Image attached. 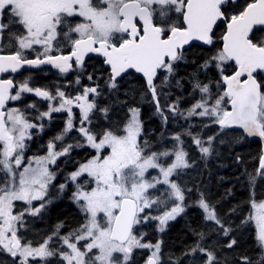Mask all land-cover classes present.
I'll return each instance as SVG.
<instances>
[{"label": "snow or ice", "instance_id": "snow-or-ice-1", "mask_svg": "<svg viewBox=\"0 0 264 264\" xmlns=\"http://www.w3.org/2000/svg\"><path fill=\"white\" fill-rule=\"evenodd\" d=\"M193 42L215 53L177 78ZM5 46L15 51L0 54V73L50 65L61 78L75 75L55 84V92L31 85L30 76L18 85L0 79V264H135V250L146 252L145 264H264V200L255 198L264 185V0H0V49ZM90 54L102 57L98 71L88 72ZM133 74L143 78L141 100L160 122L158 146L145 135L141 109L120 96L121 81ZM186 84L193 102L183 107ZM70 86L75 95L66 91ZM173 89L180 94L170 100ZM24 94L46 101L47 110L37 101L9 106ZM28 109L37 113L32 119ZM61 112L65 127L47 141L46 154L26 157L28 142L46 127L42 121ZM170 125L180 130L169 132ZM209 128L214 132L205 139ZM73 132L79 135L66 143ZM251 138L261 144L259 164L237 180L249 189L252 212L234 227L237 209L221 215L201 190L197 170L219 155V145ZM78 148L94 152L67 174L58 195L74 186L70 199L84 222L66 235L61 223L42 242L25 241L26 217H39L52 204L58 161ZM192 192L197 198L188 202ZM189 207L202 211V223L187 226L193 241L179 253L165 252L162 238L145 240V225L156 221L155 230L164 233ZM252 222L256 251L248 254L237 236Z\"/></svg>", "mask_w": 264, "mask_h": 264}, {"label": "trees", "instance_id": "trees-1", "mask_svg": "<svg viewBox=\"0 0 264 264\" xmlns=\"http://www.w3.org/2000/svg\"><path fill=\"white\" fill-rule=\"evenodd\" d=\"M241 2H243V0H241ZM224 31H225V26L223 25V23H220L216 30L217 44L221 43L219 37L223 34ZM208 52H209L208 49L202 47H193L188 49L185 53L187 54V57L190 59V62L188 65H186V68H190L191 67L190 65L193 64V61L199 62L204 56L207 55ZM99 60L100 59H96V58L88 60L87 61L88 68L90 69L95 68L98 70L100 67H103V65L97 63V61ZM44 74L45 73H41V72L37 73L39 78L38 80H36L37 86H45L47 84L48 76L50 74H52L50 80L53 85L62 81L61 80L62 78L58 73L55 72L47 73L48 76H45ZM40 78H43L45 81H42L41 83ZM73 79H74V75H69L67 76L66 81H72ZM120 90H121L120 93L122 99H127L129 104L138 106L141 109V119L144 122L145 135L152 140L154 145L158 146L157 137L159 136L160 122L158 119H156L153 116V106L141 100L140 93L144 90L143 81L133 74L132 77H129L124 81H121ZM126 92L128 93L127 96H125ZM149 99H150V94H149ZM100 103L101 105H103L106 102L100 101ZM117 114L120 120H123L124 116L127 114V108H123L122 110L118 109ZM54 117L59 118L57 115ZM115 118L116 117L114 116V119ZM101 123H103V121H101ZM63 127L64 124H62V120L58 123H53L51 127L52 129L48 131L45 135H43L42 139H40L39 141L35 140L33 142L29 150L26 152L27 157L32 156L34 154L43 155L46 152L44 146H46L47 140L51 138V136H55L57 133H59V131L63 129ZM38 146H43V147L38 148ZM74 155H76V153ZM237 155L242 157V161H243L242 163L236 162ZM259 155H260V144L255 142L248 143V148L245 151L243 152L238 151L237 153H235V155H233L232 159L228 160V165H230L229 168L226 169V167H223L220 169L221 171H218L216 173V176L219 177H215L213 179L215 186H212V191L209 190V193L211 194V196L214 197V200L216 199V203L219 204L218 206L221 208V210L228 211L234 207L237 210L243 208L242 211H244L245 208L247 209L250 192L248 187L246 186V183L242 182L243 178L241 179V181H238L237 177H240L241 174L245 171V169H247L250 172L251 171L250 169L255 168L258 163ZM67 159L69 160V163L75 160L73 156L70 157V159L69 158ZM228 189H231L232 193L230 196H227V198H224ZM255 195L257 200H261L264 198V191L258 194L255 193ZM78 210L79 209L75 206V204L69 201L68 198L64 197L51 208L49 215L47 216V218L44 219V223H46L47 226L49 225V227L57 226L58 224L61 223H63L64 226L74 224L72 226L73 228L79 224ZM190 221L193 222L191 223L193 228L198 227L197 226L198 219L196 217L194 216H192V218L190 217ZM178 226L179 225H174L169 229L166 240L168 241L167 245L169 246V248L175 251L176 253L180 252L185 245L191 243V235H190L191 233H189L188 228L180 229ZM180 235L182 236L185 235V236L180 237ZM239 241H240L241 252L247 251L248 254L255 253L256 249L254 248V240H252V235L251 236L248 235V238L245 239V241H241V240Z\"/></svg>", "mask_w": 264, "mask_h": 264}, {"label": "rangeland", "instance_id": "rangeland-1", "mask_svg": "<svg viewBox=\"0 0 264 264\" xmlns=\"http://www.w3.org/2000/svg\"><path fill=\"white\" fill-rule=\"evenodd\" d=\"M206 49H208V47L206 48ZM209 50V49H208ZM208 53H210L209 54V56L210 55H212V54H214L215 53V49H212V50H209V52ZM207 53V54H208ZM203 60L204 59H201V61L199 62V63H202L203 62ZM199 63H193V64H191L190 66H191V70H188V69H186L185 67H183V65H182V68H184L183 70H182V72L181 73H179L178 74V77L177 78H180V77H187V75L190 73V72H192L196 67H197V65L199 64ZM215 76V69H213L210 73H209V77L211 78V77H214ZM67 78V77H66ZM66 78H62L61 80V82H59V84H63V83H66L67 81H66ZM202 78H203V74H202ZM84 81H86V82H84ZM82 83L83 84H88L89 83V81L87 80V78L85 77L84 79H83V81H82ZM103 83V81H101V84ZM185 83H186V81H185ZM53 92H55V88L54 89H51ZM66 91L67 92H69V93H71L72 95H75V89L73 88V87H68L67 89H66ZM173 91V93H174V95L173 96H171L169 99L170 100H174L175 98H176V95H179L180 93H179V91L177 90V89H173L172 90ZM187 91H188V86H187V84H186V87H185V92H184V95H185V97H186V99L182 102V106L183 107H187L190 103H192L193 101L191 100V98H187ZM120 92H121V90H120ZM34 96V95H33ZM120 96H121V93H120ZM35 97V96H34ZM33 97V99L31 100V101H37L38 102V105H39V107H40V110H42V111H46L47 110V102L46 101H38V97L37 98H34ZM122 98V97H121ZM101 101H103V102H108L107 100H105V99H101ZM24 108V107H23ZM75 111V113L77 114V113H79V110L78 109H75L74 110ZM28 112H30L31 113V109H28ZM59 117V118H56V117H54V116H56V115ZM60 114H63V115H60ZM54 115V116H53ZM66 116H67V113H65V112H61V113H52V118H51V120H49V119H47V118H45L43 121H42V123L46 126L45 128H44V130H43V132H39L38 133V135H36V137H37V141H39L40 140V138L43 136V135H45V133L47 132V131H50L51 130V124L52 123H58V122H60L61 120H64L65 121V118H66ZM77 116V115H76ZM34 116L32 115V116H30V119H32ZM77 119H78V116H77ZM33 122H35V123H41V121H33ZM65 123V122H64ZM181 124H183V121H181ZM65 127V126H64ZM63 127V128H64ZM176 128V129H175ZM180 129H179V127L177 128V127H174L173 125H170L169 126V132H171V131H179ZM33 133H37L38 132V129H32L31 130ZM61 131V130H60ZM59 131V132H60ZM194 131H199V129H195ZM213 132H214V128H209V129H204V136H205V139L207 138V136L208 135H212L213 134ZM44 133V134H43ZM42 134V135H41ZM79 134L78 133H75V132H73V133H71L70 135H69V137L68 138H66V143H72V142H74V141H72L71 140V137L72 136H78ZM82 139V138H81ZM185 139H187V137H185ZM248 141H243V142H241V143H238V144H234V145H232L231 147H229L227 144H224V145H219V155L218 156H216L214 159H212V160H210L209 161V163H208V166L205 168V167H203V165H201V167H200V169H198L197 171H199L200 173H202L200 176H199V180H201L202 181V184H201V190L202 191H204L205 192V194H206V196H207V198H209L210 196H211V194L209 193V191L208 190H210V191H212V186H215L214 185V178L215 177H219V176H216V173L218 172V171H221L220 169L221 168H223V167H226V169L227 168H229V166L230 165H228V160L229 159H232V157H233V155H235V153H237L238 151H245L247 148H248ZM38 148H41V146H38ZM189 150L190 151H192V154L194 155V156H198L199 154L198 153H196L195 151H194V146H190L189 145ZM46 152H47V149H46ZM76 153V155H74V153ZM72 153H71V157L73 156V158H75V160L74 161H71L70 163H69V160L67 159V157H61L60 158V160L58 161V164H59V166H60V171H59V173H58V175H57V178L53 181V184L55 185V187H53L52 189H51V197L53 198V202H52V204L51 205H49L48 207H47V209H45L43 212H42V214H41V216H43V214H46V213H48V211H49V209L51 208V207H53L54 205H56L62 198H64V197H67L70 201H71V199H70V197H71V195H72V191L74 190V186L71 184V183H69V186H68V188L66 189V191L62 194V195H58V186L61 184V183H64L65 182V177L67 176V174L69 173V172H71V171H74L75 170V168L78 166V163L79 162H84L85 160H87V159H89L90 157H91V155L93 154V152H94V150H92V149H90V148H78V149H75L74 151H73ZM44 154H46V153H44ZM43 154V155H44ZM25 155H26V157H27V153H25ZM65 161H67V162H65ZM256 168V167H255ZM255 168H252V169H250L251 171H253ZM151 171H153V172H155V170H151ZM191 171V170H190ZM248 171V170H247ZM250 171V172H251ZM204 175V176H203ZM189 180L191 181V177H189ZM160 187H163V186H160ZM207 188V189H206ZM258 192H260V191H262V190H264V185H260L257 189H256ZM255 190V191H256ZM208 193V194H207ZM196 198H197V193L196 192H192V193H190L189 195H188V202H192V201H194V200H196ZM264 200V199H263ZM14 203H16L18 206H20L21 205V202H14ZM35 204H38L39 202H34ZM214 203H216V199H215V201H214ZM217 204V203H216ZM219 204H217V209H218V211H219V213L221 214V215H224L225 214V212H228L227 210L226 211H223V210H221V208L218 206ZM19 210V207L18 208H16V209H14V212L15 211H18ZM197 210H200L198 207H189V208H187V210H186V212L184 213V214H182L180 217L181 218H179V217H177V219L176 220H184V221H189V213H191V212H195V211H197ZM242 210H243V208L242 209H239V210H237L236 211V213L235 214H233L232 216H233V218H235V217H238L239 216V214L242 212ZM244 211H250V212H252V209H251V205H250V203H248V206H247V209L245 208V210ZM224 213V214H223ZM26 219L28 220V221H30V223L28 224V227H27V229H22L21 231H22V234H23V237H24V239L26 240V241H32L33 243H36V242H42V240L44 239V238H46V236L47 235H49L50 234V232L48 231V230H46L47 228L46 227H42L41 225L43 224V219H41L40 218V216L39 217H31V216H28V217H26ZM172 222V221H171ZM171 222H169V225H170V223ZM157 222L156 221H152L150 224H148V225H145L144 226V228H148L150 231H151V229H155V224H156ZM185 224H187V223H185ZM232 224H233V226L235 227L236 225H239V222H232ZM252 224L254 225V227H255V223L254 222H252ZM169 227V226H168ZM168 227H167V230L164 232V233H162V239H163V249H164V251L165 252H168V251H171V252H174V253H176L175 251H173V250H171L170 248H169V246L167 245V235H168V231H169V229H168ZM143 228V229H144ZM153 230H152V232H153ZM248 235L249 236H251L252 235V240H254V235H255V231L254 232H252V228H251V226H249V225H246V228H244V230H243V233H242V235H239L238 234V236H237V238H238V240H241V241H245V239H247L248 238ZM136 251V253H138V250H135ZM141 252V251H140ZM140 252L136 255V256H138L139 254H140ZM177 253H179V252H177ZM136 256H135V258H136ZM137 260V259H136ZM136 260H135V262H136Z\"/></svg>", "mask_w": 264, "mask_h": 264}, {"label": "flooded vegetation", "instance_id": "flooded-vegetation-1", "mask_svg": "<svg viewBox=\"0 0 264 264\" xmlns=\"http://www.w3.org/2000/svg\"><path fill=\"white\" fill-rule=\"evenodd\" d=\"M5 45H7V40H5L4 42H3ZM218 45H221V43L220 44H218ZM193 47H202V46H199V45H192V46H190V47H187V48H185L186 49V51L188 50V49H190V48H193ZM202 48H205V47H202ZM15 51V49L14 48H10V47H7V46H5L3 49H0V54H10V53H12V52H14ZM65 51H67V49L65 50ZM185 51V52H186ZM209 54L210 53H208L206 56H204L202 59H205V58H207L208 56H209ZM28 56H29V58H35V54L34 53H31V52H29L28 53ZM185 56H186V60L188 61V63H182L180 66H179V68L177 69V73H176V76L178 77V74L179 73H181L182 72V70L184 69V68H182V65H183V67H185L186 68V65H188L189 64V62H190V59L187 57V54L185 53ZM91 59H95V58H91ZM201 61V60H200ZM199 61V62H200ZM199 62H197L196 61V63H199ZM186 69H188V70H191V67L190 68H186ZM94 69H90V68H88V72H92ZM97 70V69H96ZM55 72V71H52V70H49V69H44L43 71L40 69V70H33V71H29V70H26V71H21L19 74H7V75H1L0 76V79H4V78H12V79H14L15 81H17V85H18V83H19V81H21V80H23L24 78H26V77H31V79H30V84L31 85H33V86H37L36 85V80H38L39 78H38V75H37V73H39V72H41V73H45L44 75L45 76H48L47 75V73H51V72ZM98 71V70H97ZM71 75H75L74 73H71ZM51 76H52V74H50L49 76H48V80H47V86H49L50 87V89H53V84H52V82H51V80H50V78H51ZM41 79V83H42V81H45L43 78H40ZM14 91H15V89H14ZM33 95H31V94H24V99H23V101H15V102H12V101H10L9 102V106H15V107H19V108H22V106L24 105V104H28L29 102H32L31 100L33 99ZM34 98H37L36 96L34 97ZM38 101L40 102L41 100H39V98H38ZM31 113H32V115L33 114H35V111L33 110V109H31ZM211 202H214L215 200H214V197L213 196H210L209 198H208ZM226 213H228V212H225V214ZM224 214V213H223ZM49 215V212L48 213H46V214H43V216H40V218L41 219H43V221H44V219L45 218H47V216ZM202 211L201 210H197V211H195V212H191V213H189V221H184V220H175L174 221V223L173 224H171L170 225V227L171 226H173V225H179L178 227L181 229H187L188 227V225H191L192 226V224L191 223H193V222H191L190 221V217L192 218V216H194V217H196L197 219H198V223H197V226L199 227L200 225H201V223H202ZM249 215V213L248 212H246V211H242L240 214H239V216L238 217H235V218H233V216L231 215V217H230V219H231V222H239V224H240V221H241V219H243V218H246L247 216ZM37 218V217H36ZM179 218H181V217H179ZM79 222L81 221L80 220V217H79ZM185 223H187V224H185ZM74 224H72V225H66V226H64L62 229H61V232H62V234H67V233H69L70 231H73V230H75V229H77V228H75V229H73L72 228V226H73ZM42 227L44 226V227H46L47 229L46 230H48L50 233L56 228V227H49V225L47 226V224L46 223H44L43 222V224L41 225ZM169 227V228H170ZM245 228H246V226H245ZM143 231H145L146 233H147V235H146V237H145V240L146 241H151L152 243H155L156 242V240L158 239V238H162V233H158L155 229L153 230V229H151V231L149 230V229H142ZM152 230H153V232H152ZM190 233V232H189ZM191 235V234H190ZM26 241V240H25ZM193 241V236L191 235V242ZM142 252V250H138V253L139 252ZM140 252V253H141ZM137 253V254H138ZM146 252L145 253H143V254H139L138 256H136V258H135V260H136V262H135V264H145V259H146ZM10 259V258H9Z\"/></svg>", "mask_w": 264, "mask_h": 264}, {"label": "water", "instance_id": "water-1", "mask_svg": "<svg viewBox=\"0 0 264 264\" xmlns=\"http://www.w3.org/2000/svg\"><path fill=\"white\" fill-rule=\"evenodd\" d=\"M194 44L199 45V46H202V45L199 44V42H193L191 45H186L185 47H190V46H192ZM93 57H97V56L95 54H90V58H93ZM90 58H86V60H88ZM98 58H101L102 59V57H98ZM41 68H50V69H53V68H51L50 65H43V66H41ZM26 70H35V69H32V68H29L28 66H25L24 68H21L17 73H11V72H8V73H0V76L1 75H7V74H19L21 71H26ZM36 70H40V69H36ZM53 70H56V69H53ZM135 75L138 76V74H135ZM138 77L143 80L142 77H140V76H138ZM13 91H14V89H13ZM248 141H250V142H256V143H259L260 144V141H259L258 138H251V139H248ZM260 146H261V144H260ZM258 164H259V162H258Z\"/></svg>", "mask_w": 264, "mask_h": 264}, {"label": "bare ground", "instance_id": "bare-ground-1", "mask_svg": "<svg viewBox=\"0 0 264 264\" xmlns=\"http://www.w3.org/2000/svg\"><path fill=\"white\" fill-rule=\"evenodd\" d=\"M52 125V124H51ZM55 125V124H54ZM51 127V126H50ZM55 128V127H54ZM53 128V129H54ZM59 128V127H58ZM178 128V127H177ZM52 129V128H51ZM176 129V128H175ZM57 131V130H56ZM55 132V131H54ZM44 134V133H43ZM42 135V134H41ZM48 135V134H47ZM54 135V134H53ZM48 137V136H47ZM49 137H50V135H49ZM53 137V136H52ZM46 138V137H45ZM42 139V138H41ZM42 143V142H41ZM45 143V142H44ZM43 145V144H42ZM45 147V146H44ZM219 147V146H218ZM207 189V188H206ZM209 191V190H208ZM208 194V193H207ZM182 235H180V237H181ZM183 236H185V235H183ZM182 236V237H183ZM178 239H180V238H178ZM174 240V239H173ZM168 242V241H167ZM174 242V241H173ZM168 244V243H167ZM183 246V245H182Z\"/></svg>", "mask_w": 264, "mask_h": 264}]
</instances>
